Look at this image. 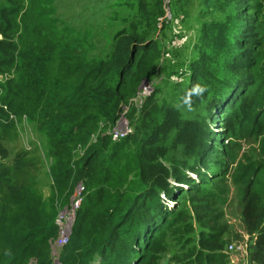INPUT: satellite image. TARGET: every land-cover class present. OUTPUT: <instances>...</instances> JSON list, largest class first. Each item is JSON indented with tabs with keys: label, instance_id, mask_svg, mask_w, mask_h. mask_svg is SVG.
<instances>
[{
	"label": "trees",
	"instance_id": "16d2710c",
	"mask_svg": "<svg viewBox=\"0 0 264 264\" xmlns=\"http://www.w3.org/2000/svg\"><path fill=\"white\" fill-rule=\"evenodd\" d=\"M50 1L0 0V75L8 76L0 130L26 118L48 157L44 176L35 173L39 155L37 166L24 151L4 163L0 137V264H53L55 217L79 182L83 197L60 264H160L167 236L190 241L194 221V264H226L227 225L214 212L228 185L256 234L249 259L264 264V0H173V11L192 9L198 24L188 38L193 57L139 105L141 83L163 74L154 38L163 1L136 0L104 55L91 54L88 30L49 18ZM179 68L182 79L169 83ZM121 114L132 132L114 140L105 132ZM249 138L260 140L257 159L239 155L240 139Z\"/></svg>",
	"mask_w": 264,
	"mask_h": 264
},
{
	"label": "rangeland",
	"instance_id": "374dc122",
	"mask_svg": "<svg viewBox=\"0 0 264 264\" xmlns=\"http://www.w3.org/2000/svg\"><path fill=\"white\" fill-rule=\"evenodd\" d=\"M114 1L115 0H51L50 6L48 7V16L54 19L53 21L55 23L57 20V25H68L76 33H83L88 30V40L94 45L91 54L104 55L109 48L107 39L119 28L124 25L128 26L132 16H135V10L137 9L136 0H120L119 3L121 4H115ZM162 1L163 15L157 19L158 30L155 31L154 38L157 39L156 41L159 44L162 54L157 70L161 71L163 74L156 77L158 79L156 83L150 84L152 90L157 83L162 82L166 78L167 74L176 70L177 65L183 66L187 62H190L193 56H191V42L190 48L188 46V38L196 35V27H198L197 22L194 20L192 9L175 12L173 11V0ZM176 6L178 7V5ZM187 65L184 67H187ZM178 70L172 73L175 76L173 75L171 79L168 77L169 83H177L182 79V74L185 73V69L181 71L182 69L179 68ZM6 78L0 75V83ZM165 85L168 84H163L161 87ZM141 96L140 93V97ZM206 121L209 122V120ZM217 126H220V123L216 124L215 129L221 132V129ZM112 131L113 129L106 130L105 133L111 135ZM0 137L1 143L9 152V156L2 160L4 163H10L15 154L24 151L25 153H31V157L35 159V166L39 164V158L42 161L41 167L36 169L35 173L38 171L41 176L48 175L46 169V160L48 159L46 155V144L44 138L35 131L34 124L31 121H28L26 118H15L13 128L8 129L6 132L0 130ZM259 141L260 140L254 141L250 138L240 139V157L243 158L244 155H246L248 158L252 157L253 159H257L259 156ZM78 150L80 153L82 152L81 149ZM79 152L76 151V153L80 155ZM35 155H39V158ZM18 177L20 180L23 179L22 181H25L27 178V176L25 177L23 175H18ZM46 184L47 182L45 181L44 184L40 185V191L44 197L48 198L49 187ZM227 191L228 194L225 198L227 199L226 204L221 208V211L214 212V214H222L220 221L227 225V231L223 235L225 245L222 250L225 251V247L228 243L236 241L244 244L245 242L247 245L245 257H248L251 247L255 243L256 234L248 233L244 227L241 217L240 196L237 187L228 185ZM73 196L74 194L71 195L70 199H72ZM262 200L263 199H261V203L264 205ZM63 208L64 207L61 209ZM193 225L194 236L191 235V240L186 243L183 242V240L187 239L186 235L172 236L173 238H171V235L167 233L166 245L169 251L159 260L160 264H194L193 257H190L189 253L193 248V243L196 242L199 227L195 221ZM233 258L234 259L230 257L229 261L226 260V264H241L235 256ZM97 259L96 256L94 261ZM248 264H251L250 259ZM256 264H259V262H256Z\"/></svg>",
	"mask_w": 264,
	"mask_h": 264
},
{
	"label": "built area",
	"instance_id": "2783aa9c",
	"mask_svg": "<svg viewBox=\"0 0 264 264\" xmlns=\"http://www.w3.org/2000/svg\"><path fill=\"white\" fill-rule=\"evenodd\" d=\"M150 84L152 83L151 82L149 83L147 81H143L141 83L140 88L137 93V97L134 99V101L138 105L142 102L143 98H145L151 93L150 91H152V89L150 87ZM140 93L142 95L141 97H140ZM127 123H128L127 118H125V116L121 114L115 126L112 128L113 131L111 132V138L114 140H117L120 137H123L127 135L128 133H130L132 131V127L128 125L129 123L128 124ZM82 192H83V185L82 183H78L75 187L74 196L70 200L69 205L59 210L56 215L55 223L58 227L57 238L54 241V243H52L51 245L53 264H60L59 261L58 262H55V261L58 259L59 250L62 248L63 245L67 244L70 238V235L72 232V223L74 219V214L81 203ZM246 246L247 245L245 242L244 244H242L240 242L234 241L226 245L225 252L228 253L230 257L235 256L236 259L241 264H248L249 256L245 257ZM250 263L255 264L254 262H251V261Z\"/></svg>",
	"mask_w": 264,
	"mask_h": 264
},
{
	"label": "clouds",
	"instance_id": "9594fccd",
	"mask_svg": "<svg viewBox=\"0 0 264 264\" xmlns=\"http://www.w3.org/2000/svg\"><path fill=\"white\" fill-rule=\"evenodd\" d=\"M79 183H82V182H79ZM83 185V184H82ZM76 187V186H75ZM74 190H75V188H74ZM83 191H84V185H83ZM73 194H74V192H73ZM82 195H83V192H82ZM83 197V196H82ZM161 197L162 198H164V196L163 195H161ZM71 200V199H70ZM82 200V199H81ZM168 201V200H167ZM168 203H169V201H168ZM65 207V206H64ZM61 210V209H60ZM56 218V217H55ZM73 221H74V219H73ZM72 225H73V223H72Z\"/></svg>",
	"mask_w": 264,
	"mask_h": 264
},
{
	"label": "water",
	"instance_id": "95a60500",
	"mask_svg": "<svg viewBox=\"0 0 264 264\" xmlns=\"http://www.w3.org/2000/svg\"><path fill=\"white\" fill-rule=\"evenodd\" d=\"M59 260L57 259L55 262H58Z\"/></svg>",
	"mask_w": 264,
	"mask_h": 264
},
{
	"label": "crops",
	"instance_id": "0c3cea01",
	"mask_svg": "<svg viewBox=\"0 0 264 264\" xmlns=\"http://www.w3.org/2000/svg\"><path fill=\"white\" fill-rule=\"evenodd\" d=\"M231 258L234 259L233 256Z\"/></svg>",
	"mask_w": 264,
	"mask_h": 264
}]
</instances>
